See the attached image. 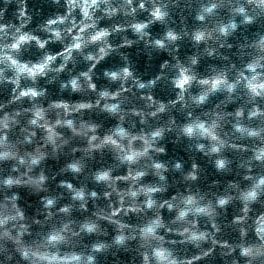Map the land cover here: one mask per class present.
Instances as JSON below:
<instances>
[{
  "label": "clouds",
  "instance_id": "1",
  "mask_svg": "<svg viewBox=\"0 0 264 264\" xmlns=\"http://www.w3.org/2000/svg\"><path fill=\"white\" fill-rule=\"evenodd\" d=\"M0 264H264V0H0Z\"/></svg>",
  "mask_w": 264,
  "mask_h": 264
}]
</instances>
